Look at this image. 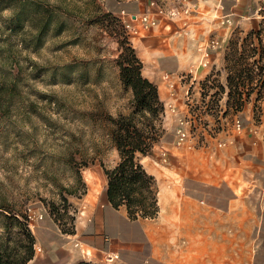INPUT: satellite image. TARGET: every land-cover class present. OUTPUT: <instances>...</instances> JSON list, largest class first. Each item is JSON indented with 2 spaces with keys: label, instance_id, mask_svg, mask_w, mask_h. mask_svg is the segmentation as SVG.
<instances>
[{
  "label": "rangeland",
  "instance_id": "obj_1",
  "mask_svg": "<svg viewBox=\"0 0 264 264\" xmlns=\"http://www.w3.org/2000/svg\"><path fill=\"white\" fill-rule=\"evenodd\" d=\"M128 2L137 17L170 19L171 9L179 11L176 18L185 7L189 14L193 11L188 0H0V238H16L17 229L6 227L11 224L5 215L12 214L24 215L31 232L35 229V235L44 238L75 230L79 199L85 195L77 171L87 193L88 171L117 163V150L107 135L109 117L127 114L133 95L119 78V48L113 36L118 27L103 14L107 7ZM247 4L249 14L258 17L245 24L224 18L229 22L221 27L233 29L225 40L220 41L223 35L215 39L217 47L222 42L216 67L197 88L188 89V113L177 115L171 147L202 148L206 136L236 131V121L242 125L248 114L254 123L261 121L264 0ZM132 14L113 12L124 27L140 24L131 20ZM134 28H126L130 37L141 36L143 31L137 28L135 33ZM163 106L161 124L166 108L171 109ZM179 120L186 121L181 126L187 131L181 143L175 132ZM161 138L146 155L145 167L174 169L170 148L153 149L162 144ZM215 145L214 154L225 141ZM254 177L253 191H262L264 170ZM261 199L257 214L263 220L254 233L262 239L264 195L259 194Z\"/></svg>",
  "mask_w": 264,
  "mask_h": 264
},
{
  "label": "crops",
  "instance_id": "obj_2",
  "mask_svg": "<svg viewBox=\"0 0 264 264\" xmlns=\"http://www.w3.org/2000/svg\"><path fill=\"white\" fill-rule=\"evenodd\" d=\"M188 1L192 13L188 10L170 19L160 16L153 29L132 24L143 33L130 37L143 63V75L156 84L163 104L178 112L166 108L162 144L153 148H170L175 168L149 169L145 167L147 156L141 157L146 171L156 179L157 217L130 219L124 205L114 208L106 197L102 168L89 170L90 186L79 199L74 233L55 232L44 238L32 229L35 251L27 264H75L80 260L100 264H264V238L254 233L263 220L257 206L263 202L258 196L263 197L264 187L253 191L255 185H251L257 181L254 174L264 170V110L257 124L251 115H245L240 131L206 136L202 148L171 147L177 115L188 113V89L197 88L199 80L216 67L222 42L217 47L215 39L223 35L220 41L225 40L233 29L221 27L224 18L252 23L258 16L249 14L246 2L261 0ZM221 140L225 145L214 154L215 144Z\"/></svg>",
  "mask_w": 264,
  "mask_h": 264
},
{
  "label": "trees",
  "instance_id": "obj_3",
  "mask_svg": "<svg viewBox=\"0 0 264 264\" xmlns=\"http://www.w3.org/2000/svg\"><path fill=\"white\" fill-rule=\"evenodd\" d=\"M130 2L121 7H107L105 20L118 27L113 33L118 44L119 54L116 59L119 78L124 88L132 92L131 110L127 114L109 117L110 129L107 133L118 153V161L112 168L101 164L106 177V197L114 208L124 205L130 219L155 218L159 206L158 188L155 177L148 173L140 162V156H146L156 141L163 136L161 118L164 106L159 98L155 83L142 73L143 63L130 40L121 19L113 12H130ZM240 104V103H239ZM78 183L83 195L86 187L77 171ZM11 226L17 229L14 240L0 238V264H27L34 255L35 238L24 215H5ZM5 227V228H6ZM74 228L63 231L74 233ZM75 264H100L80 260Z\"/></svg>",
  "mask_w": 264,
  "mask_h": 264
},
{
  "label": "built area",
  "instance_id": "obj_4",
  "mask_svg": "<svg viewBox=\"0 0 264 264\" xmlns=\"http://www.w3.org/2000/svg\"><path fill=\"white\" fill-rule=\"evenodd\" d=\"M189 7H185L183 12L184 13H188ZM123 13V12H121ZM159 13L162 14V10H159ZM179 13V11L175 10V9H171L169 11V15L171 17H175L177 16V14ZM134 15V16H133ZM131 16V20H138L140 22V25L142 28H151V27H155L158 23L157 19L154 17H151L149 15H143V16H139L137 17L135 14L129 15V17ZM134 18V19H132ZM227 22H229L228 19H226ZM125 27L127 29H132L134 28L133 25L131 26L129 23L125 24ZM134 32H137V29L134 28ZM171 108V110L173 112H176V109L172 106H169ZM186 121L184 120H179V126L176 128L175 132H176V141L177 143H181L182 141L185 140L186 136H187V131L182 128V124H184ZM235 128L236 130L240 131L242 129V125L240 124L239 121H236L235 124ZM30 218V216H29Z\"/></svg>",
  "mask_w": 264,
  "mask_h": 264
},
{
  "label": "water",
  "instance_id": "obj_5",
  "mask_svg": "<svg viewBox=\"0 0 264 264\" xmlns=\"http://www.w3.org/2000/svg\"><path fill=\"white\" fill-rule=\"evenodd\" d=\"M134 16V15H133Z\"/></svg>",
  "mask_w": 264,
  "mask_h": 264
}]
</instances>
